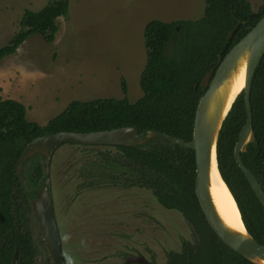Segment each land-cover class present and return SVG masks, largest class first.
Listing matches in <instances>:
<instances>
[{"label":"trees","instance_id":"16d2710c","mask_svg":"<svg viewBox=\"0 0 264 264\" xmlns=\"http://www.w3.org/2000/svg\"><path fill=\"white\" fill-rule=\"evenodd\" d=\"M203 1L205 9L199 19L169 23L153 19L144 26L146 59L139 77L141 97L133 103L128 101L127 85L121 79L123 98L71 101L60 114L39 126L27 120L21 103L0 96V264H12L15 251L17 264H35L29 229L31 219H35L31 201L42 185L47 187L49 159L58 147L42 160L39 155L32 156L18 170L23 150L33 139L59 132L132 127L140 136L154 131L191 141L196 106L205 92L200 82L264 16V0L256 12L247 0ZM68 6L69 0H48L38 12L24 10L18 30L0 47V63L16 54L34 34L53 44L59 30L57 19L66 17ZM250 107L255 139L241 160L264 192V55L252 79ZM244 123L241 93L218 134L217 169L247 232L264 245V210L233 158ZM83 146L96 155L81 171L87 188L147 190L161 208L177 212L190 226L193 239L183 240L179 251L167 252L165 264H253L225 246L208 226L195 195L192 150L164 140L133 147L105 146L106 150ZM48 260L50 263V257Z\"/></svg>","mask_w":264,"mask_h":264},{"label":"rangeland","instance_id":"374dc122","mask_svg":"<svg viewBox=\"0 0 264 264\" xmlns=\"http://www.w3.org/2000/svg\"><path fill=\"white\" fill-rule=\"evenodd\" d=\"M247 1L254 12L262 5V0ZM47 2L0 0V47L18 30L24 10L38 12ZM204 9L203 0H69L66 17L57 19L53 44L34 34L1 61L0 96L21 103L27 120L39 126L71 101L123 98L121 79L133 103L141 97L144 26L153 19L196 20ZM95 156L83 145L63 144L49 159L46 184L65 263L124 264L133 255L165 264L167 252H177L183 240L193 239L192 229L180 214L161 208L147 190L87 188L81 171ZM29 229L35 264H50L35 219Z\"/></svg>","mask_w":264,"mask_h":264},{"label":"water","instance_id":"95a60500","mask_svg":"<svg viewBox=\"0 0 264 264\" xmlns=\"http://www.w3.org/2000/svg\"><path fill=\"white\" fill-rule=\"evenodd\" d=\"M263 55L264 16L218 62L216 69L209 71L200 82V87L205 89V92L196 106L192 139L189 142L154 131H148L145 135L140 136L132 127L91 133L59 132L38 137L29 142L20 157L18 170H21L23 163L32 156L39 155L42 160L49 157V153L53 149L63 144L133 147L144 145L151 140H164L184 149L192 150L195 157V195L208 226L230 250L250 263L264 264V245L257 243L247 232L236 202L223 182L218 169L217 172L238 210L243 232L231 229L222 221L213 205L209 192L212 153L214 149L216 160V143L219 131L236 97L243 93L245 123L234 146L233 158L264 210V192L256 178L241 160V154L246 151L247 145L253 143L255 139L252 128L250 89L255 70ZM243 64L245 66L244 86L229 103L234 75ZM45 173H47V170H45ZM31 208L42 239L46 244L51 263L66 264L61 249L52 200L45 185L41 186L38 194L31 201ZM12 264H17V251L13 255ZM124 264L149 263L142 256L128 255L125 257Z\"/></svg>","mask_w":264,"mask_h":264},{"label":"bare ground","instance_id":"6f19581e","mask_svg":"<svg viewBox=\"0 0 264 264\" xmlns=\"http://www.w3.org/2000/svg\"><path fill=\"white\" fill-rule=\"evenodd\" d=\"M245 78V66L244 64L238 69L237 73L234 75L232 87H231V97L229 103L236 97V95L242 90L244 86ZM211 170L209 174V192L215 206V209L222 219V221L231 229L243 232V225L240 220V216L236 205L229 194L227 188L222 182L218 172L215 160V150L212 153Z\"/></svg>","mask_w":264,"mask_h":264}]
</instances>
